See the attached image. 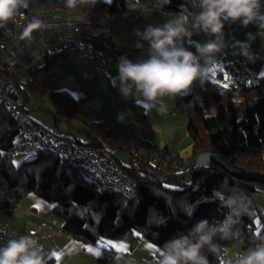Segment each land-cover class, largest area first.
I'll return each mask as SVG.
<instances>
[{
  "label": "trees",
  "instance_id": "1",
  "mask_svg": "<svg viewBox=\"0 0 264 264\" xmlns=\"http://www.w3.org/2000/svg\"><path fill=\"white\" fill-rule=\"evenodd\" d=\"M184 3L185 0H171L170 4L163 6V10L176 15ZM39 5L74 13L105 11L112 17L133 15L137 11L128 8L126 0H98L95 6L77 9L66 8L64 0H31L29 7L21 9V12H29ZM230 26L226 24V27ZM103 36V32L95 35L97 46L121 55L123 49L111 51L103 47ZM135 45L131 50L144 57L147 46L139 49ZM190 50L195 52V48ZM74 53H79L78 46L42 57L30 68L24 88L14 90L15 98L26 110L31 98L41 99L48 95L52 109L46 111L57 129L54 132L68 136L81 145H97L98 138L108 143L129 140H110L111 126L102 122L88 125L86 141H81L70 131L60 130L62 124L70 126L77 105L69 92L51 90L53 79L49 68ZM175 101L179 112L186 117L190 161L183 171L168 173L125 150H119L117 164L136 183L130 196L99 188L87 181L72 165L59 161L53 155H27L15 165L12 162L14 157H8L7 151L18 137V127L8 110L0 105V210L10 212L26 195L33 193L53 205L54 214L62 221L61 229L80 243H94L97 239L117 241L129 232H136L162 249L165 241L177 232L187 233L201 219L225 221L229 217V208L224 201L238 195L249 209L235 221L234 230L239 231L240 236L234 240L218 241L220 253H208V259L210 264H219L221 255L235 242L242 249L253 247L254 241L264 237V221L261 226L256 223L260 212L252 195L264 194V186L236 179L217 166H193L192 161L201 151L215 150L237 167L264 173V77L240 93L219 86L207 77L203 85L197 83L191 94L176 97ZM138 117H144L142 110ZM132 140L136 139L133 137ZM140 143L157 148L148 142ZM120 155L126 156L127 164L122 163ZM182 198L195 207L191 217L181 211ZM114 253L103 249L97 257V264H109Z\"/></svg>",
  "mask_w": 264,
  "mask_h": 264
},
{
  "label": "clouds",
  "instance_id": "2",
  "mask_svg": "<svg viewBox=\"0 0 264 264\" xmlns=\"http://www.w3.org/2000/svg\"><path fill=\"white\" fill-rule=\"evenodd\" d=\"M31 0H0V27L23 16ZM98 0H64L68 9L95 6ZM171 0H158L159 6ZM127 7L140 8V0H126ZM191 9H197L191 11ZM226 24H239L247 28L255 25L258 32L246 34V40L236 41L238 54L250 63L256 54L251 51V42L257 36L264 37V0H185L175 17L162 26L148 25L136 29V47L145 49L142 59L133 61L121 56L116 63L119 80L118 91L125 100L158 105L166 111L164 98L184 97L191 94L194 85L205 82L211 66L228 46ZM44 27L39 18H33L21 34V39H31L33 32ZM204 34V42L195 41L194 36ZM190 48H195V52ZM181 211L188 217L195 207L182 198ZM229 208V217L223 222L201 219L187 233L177 232L165 241L161 249L160 264H210L208 253L218 255L220 240L238 239L240 232L234 230L235 221L249 212L242 197L230 196L224 201ZM0 264H47L43 246L31 235L10 239L0 246ZM222 264H264V237L254 241V246Z\"/></svg>",
  "mask_w": 264,
  "mask_h": 264
},
{
  "label": "crops",
  "instance_id": "3",
  "mask_svg": "<svg viewBox=\"0 0 264 264\" xmlns=\"http://www.w3.org/2000/svg\"><path fill=\"white\" fill-rule=\"evenodd\" d=\"M91 15L95 16L93 21L103 29V47L111 51L123 49L121 55L133 61L144 58L131 50L138 40L134 30H143L148 25L162 26L175 17L173 12L163 10L158 0H140V8L133 15L112 17L105 11L92 12ZM236 26H239L240 31L228 37L227 30ZM249 32L256 34L258 28L255 25L244 28L239 24H231L230 27L225 28L228 46L218 57L217 63L211 66L207 77L236 63H242L253 73L264 77V37L257 36L255 41L251 42V51L256 54L254 63L248 62L238 54L239 48L236 41L246 40V34ZM193 39L204 42L208 37L201 34L194 36ZM49 75L53 79L51 90L69 92L77 105L75 118L69 127L62 124L61 131H70L81 141L84 139L86 141L88 125L92 122H102L112 128L110 140L134 137L178 156L185 161L184 167L189 163L186 117L179 112L175 98H164L167 109L164 112L159 111L158 105L138 103L131 99L125 100L118 91L117 71H111L106 75L101 74L84 62L79 53L71 54L55 62L49 68ZM140 110L143 111V119L138 117ZM30 117L46 129L57 131L53 126L47 127L37 118ZM178 134H184L183 141L175 140ZM30 194L26 195L10 212L0 210V223L20 233L35 231L44 237L46 241L43 249L47 264H97V257L103 249L115 252L109 264H131V261L135 260L160 264L161 248L136 232H129L117 241L97 239L94 243L83 244L74 240L61 229L62 221L57 219L58 217L55 218L53 205L46 203L35 194L34 197H30ZM111 244L124 247L118 251L109 247ZM148 245L153 247L149 248ZM239 247L240 245L235 249L230 247L228 253L239 255ZM57 255L60 257L59 260L56 259Z\"/></svg>",
  "mask_w": 264,
  "mask_h": 264
},
{
  "label": "built area",
  "instance_id": "4",
  "mask_svg": "<svg viewBox=\"0 0 264 264\" xmlns=\"http://www.w3.org/2000/svg\"><path fill=\"white\" fill-rule=\"evenodd\" d=\"M6 26L0 27V105L5 107L18 127V137L8 149V157L20 154H49L61 162L72 165L87 181L99 188L120 192L125 196L133 194L136 183L119 167L116 156L125 150L135 158L168 173L183 171L185 163L175 155L151 148L135 140H115L112 143L98 138L97 145H81L61 133L42 127L27 114L14 90H22L30 76L31 66L48 53L57 50L79 47L82 60L101 74L116 70L120 54H113L98 47L94 38L103 29L96 23L71 16L68 13L41 8L22 12ZM39 18L44 27L33 32L31 39H21L24 27L33 19ZM227 77V79H226ZM219 86L234 93H240L259 81L260 76L247 69L244 64L236 63L214 72L209 77ZM254 198V195H252ZM260 214L264 218V215ZM31 235L43 246L46 239L35 231L17 232L6 224L0 223V246L10 239ZM237 254L227 251L220 257V263L234 260ZM131 264H149L148 261H131Z\"/></svg>",
  "mask_w": 264,
  "mask_h": 264
},
{
  "label": "rangeland",
  "instance_id": "5",
  "mask_svg": "<svg viewBox=\"0 0 264 264\" xmlns=\"http://www.w3.org/2000/svg\"><path fill=\"white\" fill-rule=\"evenodd\" d=\"M38 7L41 8L42 5H39V6H37L34 9H37ZM61 12H65V13L70 14L71 16L84 19L87 22L96 23L95 21H93L95 16L91 15L92 12H84V13H80V14H79V12H77L78 14H75L74 12H69V11H61ZM115 19H117V18H115ZM227 31H228V33H227L228 37H232L234 32L237 33V32L240 31V28H239V26L238 27L236 26V27L228 29ZM46 109H52V105H51V102L49 100V96L48 95H44L41 99L31 98L30 101L28 102V104L26 105V111H27V113H29L30 116L37 118L42 124H44L47 127L52 128V126H53L52 119H51V116H50L49 112H47ZM140 119H143V117L140 118ZM177 136L178 137H176V139H175L177 142H180V141L184 140V134L183 135L178 134ZM82 139H84V138H82ZM135 141L141 142V141H139L137 139ZM184 144H186V142ZM151 148H153V147H151ZM155 149H159V148H155ZM26 156H27V154L17 155V156H15L12 159V162L15 165H17ZM119 157H120V159H121L123 164H127L128 163L127 162L128 159L126 158V156L120 155ZM184 163H185V161H184ZM34 196L35 195L33 193L30 194V197H34ZM254 200H255L257 208L260 209L261 213L264 215V194L258 193L256 195H254ZM55 218H57L56 215H55ZM57 219H60V218H57ZM257 221H259V224H257V225L261 226L262 221H264L262 215L259 214V216H258V218L256 220V223H257ZM237 246H239V244L235 242V243L232 244L231 248L235 249V248H237ZM246 250L247 249H242L241 247H239L238 248L239 255L243 254L244 252H246ZM229 254L233 255L234 253H229Z\"/></svg>",
  "mask_w": 264,
  "mask_h": 264
},
{
  "label": "water",
  "instance_id": "6",
  "mask_svg": "<svg viewBox=\"0 0 264 264\" xmlns=\"http://www.w3.org/2000/svg\"><path fill=\"white\" fill-rule=\"evenodd\" d=\"M193 166H217L230 176L245 182H254L264 186V173L250 172L244 168L229 163L215 150H204L197 153L192 161Z\"/></svg>",
  "mask_w": 264,
  "mask_h": 264
},
{
  "label": "snow or ice",
  "instance_id": "7",
  "mask_svg": "<svg viewBox=\"0 0 264 264\" xmlns=\"http://www.w3.org/2000/svg\"><path fill=\"white\" fill-rule=\"evenodd\" d=\"M226 79H227V77H226ZM257 224H259V221H257ZM257 234H259V233H257ZM109 247H111V248L116 249V250L119 251V250H122L124 246L117 245V244H111ZM148 247H149V248H152L153 246H152V245H148ZM160 254H161V253H160ZM56 259H57V260L60 259L59 255H57Z\"/></svg>",
  "mask_w": 264,
  "mask_h": 264
}]
</instances>
